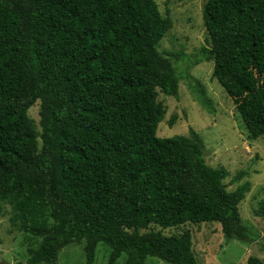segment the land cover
I'll list each match as a JSON object with an SVG mask.
<instances>
[{"label": "trees", "instance_id": "obj_1", "mask_svg": "<svg viewBox=\"0 0 264 264\" xmlns=\"http://www.w3.org/2000/svg\"><path fill=\"white\" fill-rule=\"evenodd\" d=\"M203 20L210 44L188 66L213 61L255 140L264 135V0H208ZM172 24L156 0H0V202L12 205L14 226L43 238L27 264L81 240L88 264L99 243L111 248L108 264L123 255L124 264H200L190 230H162L186 223L256 239L240 212L250 183L229 190L228 170L207 163L193 128L157 134L159 91L178 96L181 80L158 49ZM38 100L40 130L28 114Z\"/></svg>", "mask_w": 264, "mask_h": 264}, {"label": "rangeland", "instance_id": "obj_2", "mask_svg": "<svg viewBox=\"0 0 264 264\" xmlns=\"http://www.w3.org/2000/svg\"><path fill=\"white\" fill-rule=\"evenodd\" d=\"M161 13L170 15L172 27L158 43L159 51L168 57L181 75L178 96L159 91L158 100L166 107L165 119L158 125L160 137L176 134L189 135L197 131L204 144V155L209 165L225 167L228 176L224 182L229 190L250 183V190L240 203L243 223L255 234L254 241L227 239L219 222L186 223L177 227L162 228L165 234L190 230L193 248L200 264H248L256 255L264 259V215L257 213L264 207V135L253 140L240 116L237 105L224 87L213 76V61L190 63L209 46V35L204 25L203 10L208 0H156ZM170 53H176L173 56ZM205 89L204 96L195 86ZM41 100L30 107L28 114L40 130ZM175 123L170 126V120ZM42 144L39 142V147ZM244 172L239 180L236 175ZM14 209L8 202H0V264L30 263L33 251L43 238L12 224ZM49 224L54 223L49 213ZM85 240L74 241L62 247L58 257L39 264H88ZM111 248L99 243L92 264H108ZM124 255L116 264H124ZM145 264H171L157 256H148Z\"/></svg>", "mask_w": 264, "mask_h": 264}]
</instances>
